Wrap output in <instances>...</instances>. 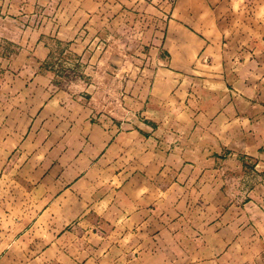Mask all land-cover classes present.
Returning a JSON list of instances; mask_svg holds the SVG:
<instances>
[{
    "label": "crops",
    "instance_id": "0c3cea01",
    "mask_svg": "<svg viewBox=\"0 0 264 264\" xmlns=\"http://www.w3.org/2000/svg\"><path fill=\"white\" fill-rule=\"evenodd\" d=\"M24 1L0 0V264H264V0ZM51 37L122 120L54 89Z\"/></svg>",
    "mask_w": 264,
    "mask_h": 264
},
{
    "label": "rangeland",
    "instance_id": "374dc122",
    "mask_svg": "<svg viewBox=\"0 0 264 264\" xmlns=\"http://www.w3.org/2000/svg\"><path fill=\"white\" fill-rule=\"evenodd\" d=\"M48 2H57V0H47ZM26 2V0L24 1ZM161 2H163L161 0ZM18 11L17 9L14 10V14L19 12V15H27L26 8H21ZM37 11V10H35ZM58 11L57 7L51 6L48 9V14H50L51 18H54V14ZM42 13H34L33 15L36 17H39L38 15H41ZM32 16V14H31ZM39 18H29L26 17L21 20V22L16 26L19 28H22L24 30H40L41 29V22H38ZM28 28V29H27ZM49 48L51 50V54L46 59L45 64V70L47 73L52 75V78L54 79V89L61 90L64 89V87H67V89H70L75 93H82L85 94L87 91L88 93V101L89 103L94 106V108L100 112L104 113L107 117H114L116 120H122V115L127 114L129 112L127 105L124 104L122 101V97L120 96L121 93V85L115 84L108 87H102L100 92L102 94H96L98 91L91 92L90 87V80L98 78L96 71H91L87 69L88 63L94 61L93 58L83 56H73L70 55L68 52V44L65 42H60L54 37H51L49 39ZM43 41V40H41ZM114 61L119 62L118 56L114 59ZM111 78V81L113 82L116 80L117 82H120L119 80H122L123 77H134L137 76V72L130 71V72H123V71H108L105 72L103 78H106L107 76ZM127 75V76H126ZM128 78V77H127ZM75 82L76 85H75ZM83 84H82V83ZM82 84V85H80ZM85 85H88L85 87ZM93 94V95H92ZM94 97V99H92ZM105 100V101H104ZM131 111V110H130ZM132 112V111H131Z\"/></svg>",
    "mask_w": 264,
    "mask_h": 264
},
{
    "label": "built area",
    "instance_id": "2783aa9c",
    "mask_svg": "<svg viewBox=\"0 0 264 264\" xmlns=\"http://www.w3.org/2000/svg\"><path fill=\"white\" fill-rule=\"evenodd\" d=\"M165 4L171 5L175 0H162Z\"/></svg>",
    "mask_w": 264,
    "mask_h": 264
}]
</instances>
